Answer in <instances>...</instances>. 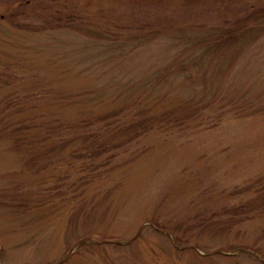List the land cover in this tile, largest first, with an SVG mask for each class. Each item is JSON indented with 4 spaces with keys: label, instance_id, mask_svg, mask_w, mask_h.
<instances>
[{
    "label": "rangeland",
    "instance_id": "rangeland-1",
    "mask_svg": "<svg viewBox=\"0 0 264 264\" xmlns=\"http://www.w3.org/2000/svg\"><path fill=\"white\" fill-rule=\"evenodd\" d=\"M0 264H264V0H0Z\"/></svg>",
    "mask_w": 264,
    "mask_h": 264
}]
</instances>
